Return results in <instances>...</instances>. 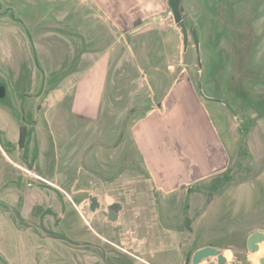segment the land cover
I'll return each mask as SVG.
<instances>
[{
    "label": "rangeland",
    "instance_id": "1",
    "mask_svg": "<svg viewBox=\"0 0 264 264\" xmlns=\"http://www.w3.org/2000/svg\"><path fill=\"white\" fill-rule=\"evenodd\" d=\"M17 1L0 0V15L7 17L9 24L18 23L14 27L24 32L17 37L8 34L10 41L2 50L3 57L0 56V61H3L0 65V86L6 88L4 96L0 98L5 111V121L0 122V127L5 130L6 138L13 118L16 124L24 123L25 127L33 122V125L35 122L36 125L41 123L45 133L55 128L62 135L64 132L75 134L78 122L69 125L64 120L68 113L67 103L51 102L49 99L54 95L53 88L63 85L70 76L66 34H61L59 38L44 34L40 42L36 40L39 32L52 28L54 14L47 5L39 3L33 8L25 3V7H22ZM181 6L186 26L193 27L197 34L200 73L197 71L193 40L189 35L187 48L183 51L180 33L174 26L170 9L166 11V20L161 27L163 41L147 43L146 52H166L160 60H168V65H176L178 69L169 74L170 80L183 77L193 81L217 131L220 145L226 151V168L221 173L212 174L203 183L194 184L189 192L178 191L169 196L163 207L160 202L149 200L152 185L145 180L141 181L142 184L131 185V194L126 193L127 188H121L120 195H112L110 186H103V190L107 191L103 195L101 188L97 191L95 184L110 181L112 177L81 164L82 169L89 174L81 179L82 183L86 188L95 187L92 196H98L100 206L93 213H88L87 207L82 206L80 210L84 216L80 217L66 196L61 197L56 191L59 212L53 217L55 227L51 226L49 230L38 224L40 219L31 222L24 219L19 211L23 196L17 202L5 203L0 191V264H102L95 246L88 249L79 246L84 241L106 247L107 261L115 258L116 264H146L152 258L149 253L155 248L154 245H159V222L164 226H173L175 224L172 223L180 218H183V222L186 217L196 221L202 212L208 213L190 231L185 229L184 224L183 227L180 225L183 236H179L175 244L185 259L189 257L185 253L187 243L193 247L203 243L212 246L231 245L233 249L243 247L237 257L241 261L246 256L250 257L248 264L251 261L256 263L260 256L264 257L263 247L259 249L260 252L250 254L245 252L242 242L248 228L264 221L261 216L264 213V157H255L248 148L249 143L255 141L253 136H249L250 129L254 128L258 118H264V0H182ZM32 19L36 22L35 26L30 23ZM63 26L61 24L57 28ZM34 27L36 33L31 31ZM36 43L45 46L37 49ZM138 43L135 42L136 45ZM138 47L140 49L141 45ZM37 104L42 106L41 110L36 109ZM227 105L233 108L235 117ZM32 130L26 128L23 150L27 149ZM261 140L264 143V135ZM0 144L8 152V143L0 141ZM50 151H55L52 145ZM2 161L0 157V163ZM50 166L44 176L53 181L56 166L54 163ZM260 169L263 170L258 175ZM77 171L80 170H74V173ZM35 172L41 174L38 169ZM142 174L145 175L144 172ZM11 176L14 188L22 192L35 187L46 189L45 193L48 194L53 191L52 186L42 182L22 180L14 174ZM137 178L143 179L139 174ZM62 187L67 189L64 185ZM134 189L146 192L148 198L139 200L133 195ZM212 197L215 201L208 204ZM73 201L77 203L74 197ZM112 202H119L122 206L115 222L106 220V207ZM239 207L244 210V214L237 220L235 216ZM156 209L158 212L154 211ZM42 213L43 205L37 206L34 215L40 218ZM156 213L159 218L155 216ZM149 221L154 226L150 227ZM26 228L30 229L27 234ZM93 231H104L111 242L113 232L116 239L114 245L118 248L108 243L103 245L95 238Z\"/></svg>",
    "mask_w": 264,
    "mask_h": 264
},
{
    "label": "crops",
    "instance_id": "2",
    "mask_svg": "<svg viewBox=\"0 0 264 264\" xmlns=\"http://www.w3.org/2000/svg\"><path fill=\"white\" fill-rule=\"evenodd\" d=\"M18 1L22 7H25V3L33 8L39 3L47 5L54 14L52 28L39 32L36 40L40 42L44 34L57 38L66 34L70 76L63 85L56 87L54 95L49 99L51 102L67 103L68 113L64 116L66 123L71 125L78 122L75 134L64 132L63 135L55 131V128L45 133L41 123L27 125L33 129L26 149L30 151L29 154L15 146L16 120L13 118L11 127L8 125L10 133L6 139L10 149L8 152L3 151V161L0 163V191L5 203L17 202L23 196L19 211L25 220L31 222L40 219L38 224L45 230L55 227L53 217L59 212L56 191L61 197L66 196L74 211V206L85 205L95 187L86 188L82 183L81 179L89 174L82 169L81 164L112 177L110 181L95 184L97 191L101 188L103 195L107 192L103 186H110L109 192L112 195H120L121 188H127L126 193L131 194V185L142 184L141 181L145 180L152 185L149 200L160 202L163 207L169 196L178 191L189 192L194 184L203 183L212 174L221 173L226 168V151L220 145L217 131L193 81L183 77L170 80L169 74L178 69L176 65H168V60H160L166 52H146V46L152 41H163L161 27L166 20L165 13L169 10L168 0ZM30 23L34 26L36 24L33 19ZM61 24L64 26L57 28ZM14 25L18 23L9 24L7 17H0L2 57V50L10 41L8 34L15 37L24 34L21 28H15ZM35 30L36 27L31 29L32 33H36ZM136 41L141 44L136 45ZM36 45L37 49L45 46L41 43ZM140 45L141 48H137ZM60 113L63 115V111ZM4 116L0 108V122L5 120ZM254 123L249 136H253L255 141L249 143L248 148L250 154L260 158L264 157V143L261 140L264 135V118L260 117ZM70 135H73L72 140ZM50 143L55 148L54 152L50 151ZM52 163L57 168L53 172V181L44 176ZM23 167L31 168L39 176V180H34L52 186L53 191L48 194L45 193L46 189L38 187L27 192L15 189L11 175L21 177L22 180H33L25 175L21 169ZM36 169L41 174L35 172ZM74 170L80 171L74 173ZM138 174L143 179L137 178ZM133 195L139 200L148 198L146 192H137L135 189ZM214 201L212 197L210 204ZM40 205H43V213L37 218L34 210ZM154 211L158 212L157 209ZM207 213L202 212L196 221L190 217V228L199 225ZM236 213L235 217L239 220L244 210L239 207ZM155 216L158 217V214ZM261 216L264 217V213ZM159 223V245H154L155 248L149 253L152 258L146 264H183L185 256L180 254L181 249L175 244L179 236H183L184 231L180 228L184 224L183 218L174 221L173 226ZM148 225L154 226L151 221ZM253 226L246 229L248 233L242 241L245 250L246 238L254 230L264 231V221L258 225L254 223ZM29 228L25 229L26 234ZM185 245V253L189 257L195 250L207 246L204 243L194 247L190 243ZM222 246L212 247L221 250L227 262L241 264L237 253H241L243 247L233 249L231 245ZM260 257L256 263L251 261V264H258Z\"/></svg>",
    "mask_w": 264,
    "mask_h": 264
},
{
    "label": "water",
    "instance_id": "3",
    "mask_svg": "<svg viewBox=\"0 0 264 264\" xmlns=\"http://www.w3.org/2000/svg\"><path fill=\"white\" fill-rule=\"evenodd\" d=\"M182 0H168V7L171 12L174 25L179 29L181 34V43L183 51L186 50L189 40V35L191 36L194 44V49L197 54V71L200 73L201 63L199 59V42L197 38L196 31L193 27L186 26V18L182 13ZM200 77V74H199ZM4 96V88L0 86V98ZM229 111L235 117V112L230 105H227ZM26 135V129L23 126L19 127L18 133V146L22 147L24 144ZM90 200V211H95L99 208V202L96 196H89ZM211 202V198L208 204ZM121 210V204L119 202H113L107 206V220L110 222H115L117 219V214ZM184 227L186 230L190 231V220L188 217L184 219ZM264 248V231L254 230L246 238V249L250 254H255L259 249ZM184 264H235L234 261L227 262V259L223 252L212 246H204L195 250L190 258H186ZM258 264H264V257L258 259Z\"/></svg>",
    "mask_w": 264,
    "mask_h": 264
},
{
    "label": "flooded vegetation",
    "instance_id": "4",
    "mask_svg": "<svg viewBox=\"0 0 264 264\" xmlns=\"http://www.w3.org/2000/svg\"><path fill=\"white\" fill-rule=\"evenodd\" d=\"M0 17H1V15H0ZM3 88H4V86H2ZM5 89L6 88H4V93H5ZM55 89L56 88H53V90H52V92L54 93L55 92ZM53 96V95H52ZM39 102V101H38ZM3 106V104H0V108H1V110L4 112V114H5V111H4V107H2ZM41 105H38L37 104V106H36V109H38V110H41ZM5 121V120H4ZM34 123V122H33ZM33 123H32V125H33ZM32 125H29V126H32ZM20 126H23V127H25L24 126V123H21V124H16L15 125V132H16V138H15V146L17 147L18 146V133H19V127ZM25 129H26V127H25ZM0 141H2V142H4V143H7V139H6V136H5V130L4 129H2L1 127H0ZM24 142H25V140H24ZM23 146H24V144H23ZM23 146L22 147H19V148H23ZM3 151H5L4 150V148H2V145L0 144V157H1V159H3ZM22 169V171L24 172V173H26L30 178H32L33 180L34 179H38L39 180V176L38 175H36L35 173H34V171L31 169V168H29V167H23V168H21ZM99 202V201H98ZM113 203V202H112ZM110 205V204H109ZM83 206H86L87 207V211H88V213H93L94 211H90L89 210V206H90V200H89V196H88V198H87V201H86V204L85 205H83ZM99 206H100V204H99ZM75 207V210L78 212V214L80 215V217H83L84 215L82 214V212H81V210L80 209H82V207H78V206H74ZM121 208H122V206H121ZM98 209V208H97ZM96 209V210H97ZM120 212V211H119ZM119 212H118V214H119ZM118 214H117V219H118ZM116 219V220H117ZM106 220H107V207H106ZM108 221V220H107ZM88 224V223H87ZM112 233V236H111V240H112V242L111 241H109L108 239H107V236H106V233L104 232V231H102V232H100V233H96L95 231H93V235L95 236V238L98 240V241H101V243L104 245V243H108V244H111V245H114V240H116L114 237H113V232H111ZM68 242H69V240H67ZM66 241V242H67ZM69 243H71V242H69ZM71 244H73V243H71ZM79 246H83L84 248H90V247H92V246H95L98 250H99V253H100V259H101V263L102 264H116V262H115V258L113 259V260H109V261H107V250H106V247H104V246H96L95 244H93L91 241H84V242H82V244H79ZM115 247H117L118 248V246H116V245H114ZM246 252H247V250H246ZM188 258H190V257H188ZM186 260V259H185ZM248 262H249V259L247 258V256H246V258H245V260L244 261H241V264H248ZM184 263H185V261H184ZM183 263V264H184Z\"/></svg>",
    "mask_w": 264,
    "mask_h": 264
}]
</instances>
